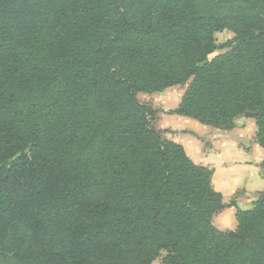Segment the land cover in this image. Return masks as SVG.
<instances>
[{"label":"trees","instance_id":"1","mask_svg":"<svg viewBox=\"0 0 264 264\" xmlns=\"http://www.w3.org/2000/svg\"><path fill=\"white\" fill-rule=\"evenodd\" d=\"M209 1L237 13L224 45L214 35L231 19L196 0H0V255L60 264L56 231L20 229L64 186L57 172L77 132L93 128L96 180L86 166L64 186L74 264H153L162 253L165 264H264V199L238 210L236 234L217 229L213 170L154 129L156 111L137 99L188 84L174 114L230 131L252 113L264 149V0ZM113 146L127 161L109 179Z\"/></svg>","mask_w":264,"mask_h":264},{"label":"rangeland","instance_id":"2","mask_svg":"<svg viewBox=\"0 0 264 264\" xmlns=\"http://www.w3.org/2000/svg\"><path fill=\"white\" fill-rule=\"evenodd\" d=\"M199 10L204 15H210L215 12L223 14L230 18V24L222 32L215 33L214 37L217 45H224L228 41L235 38L234 32V20L237 18L235 10L222 9L218 10L216 4L209 0H196ZM51 14L46 15L44 19H49ZM33 28V26H30ZM230 52L229 48H222L218 53L226 54ZM188 88V84L185 86L177 85L159 92L153 93H138L137 99L140 103L149 104L156 111V119L152 121V126L157 131L162 132L165 138L170 139L174 135L172 129H166L163 121L168 119V115L174 114L173 112L179 107L182 102L183 96ZM248 113L239 115L237 119L246 118ZM252 114V113H251ZM253 115V114H252ZM247 117V118H253ZM236 124V123H235ZM88 125V124H87ZM90 125V124H89ZM214 128V127H213ZM258 133V128H257ZM257 141V134H256ZM103 149L101 148L98 134L93 128L82 129L77 132V136L71 142L69 154L62 162V166L57 172L62 184L69 185L75 179L79 178L84 172L86 166H89L92 173L89 176L96 180L94 177L97 174V167L101 164V158L103 155ZM109 160L110 167L108 169V178L111 179L112 169L120 162H126V155L118 146L109 148ZM264 168V165H263ZM61 187L60 191L55 194L48 193L47 197L43 201L32 204L28 209L24 222L21 226L20 232L22 234H48L52 231H56L60 238L58 240L56 259L60 264H74L75 259L74 250L70 245V239L75 236L77 232V225L71 216L72 209V194ZM264 199V198H263ZM262 199V200H263ZM238 227V225H237ZM237 228L234 229L233 234H236ZM229 233L230 232H225ZM166 253H162L153 264H165L164 258ZM0 264H20L16 261L12 255H0Z\"/></svg>","mask_w":264,"mask_h":264},{"label":"crops","instance_id":"3","mask_svg":"<svg viewBox=\"0 0 264 264\" xmlns=\"http://www.w3.org/2000/svg\"><path fill=\"white\" fill-rule=\"evenodd\" d=\"M163 121L172 129L171 140L180 144L198 166L213 170L212 185L223 197L225 208L213 217L223 232L237 228L238 210H251L264 198V149L256 141L253 118L237 119L230 131L205 126L176 114Z\"/></svg>","mask_w":264,"mask_h":264},{"label":"water","instance_id":"4","mask_svg":"<svg viewBox=\"0 0 264 264\" xmlns=\"http://www.w3.org/2000/svg\"><path fill=\"white\" fill-rule=\"evenodd\" d=\"M246 116L247 117H252L253 115L251 113H248ZM230 234L233 235V232H230Z\"/></svg>","mask_w":264,"mask_h":264}]
</instances>
